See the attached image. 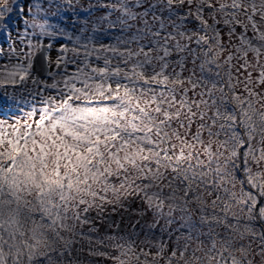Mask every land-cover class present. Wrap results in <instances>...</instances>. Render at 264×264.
Returning a JSON list of instances; mask_svg holds the SVG:
<instances>
[{"label": "snow or ice", "instance_id": "1", "mask_svg": "<svg viewBox=\"0 0 264 264\" xmlns=\"http://www.w3.org/2000/svg\"><path fill=\"white\" fill-rule=\"evenodd\" d=\"M0 38V264H264V0H0Z\"/></svg>", "mask_w": 264, "mask_h": 264}, {"label": "rangeland", "instance_id": "2", "mask_svg": "<svg viewBox=\"0 0 264 264\" xmlns=\"http://www.w3.org/2000/svg\"><path fill=\"white\" fill-rule=\"evenodd\" d=\"M130 227V226H129Z\"/></svg>", "mask_w": 264, "mask_h": 264}]
</instances>
